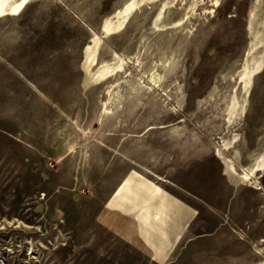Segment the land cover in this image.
Here are the masks:
<instances>
[{
  "label": "rangeland",
  "instance_id": "obj_1",
  "mask_svg": "<svg viewBox=\"0 0 264 264\" xmlns=\"http://www.w3.org/2000/svg\"><path fill=\"white\" fill-rule=\"evenodd\" d=\"M0 8V264H264V0Z\"/></svg>",
  "mask_w": 264,
  "mask_h": 264
},
{
  "label": "bare ground",
  "instance_id": "obj_2",
  "mask_svg": "<svg viewBox=\"0 0 264 264\" xmlns=\"http://www.w3.org/2000/svg\"><path fill=\"white\" fill-rule=\"evenodd\" d=\"M2 11H1V8H0V13H1ZM89 50H90V47L88 46L87 47V51H86V57H88L89 58V56H90V52H89ZM244 175V174H243ZM248 179V178H247Z\"/></svg>",
  "mask_w": 264,
  "mask_h": 264
}]
</instances>
